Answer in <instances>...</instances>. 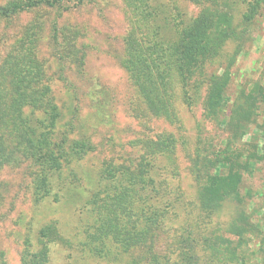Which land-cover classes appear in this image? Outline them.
Listing matches in <instances>:
<instances>
[{
  "label": "rangeland",
  "instance_id": "obj_1",
  "mask_svg": "<svg viewBox=\"0 0 264 264\" xmlns=\"http://www.w3.org/2000/svg\"><path fill=\"white\" fill-rule=\"evenodd\" d=\"M255 4L72 1L0 18V94L26 90L19 103L45 104V68L58 128L65 132L72 119L73 136L90 144L83 159L52 176L53 195L42 200L26 164L0 169V264H27L33 254L46 264H264V0ZM204 9L228 13L237 36L184 80L174 48ZM32 52L35 67L8 68L9 57L30 60ZM137 57L157 82L145 91L128 67ZM226 70L231 101L219 120L205 104L211 78ZM146 94L151 104L165 103L170 117L157 115ZM236 161L245 166L244 202L228 200L206 214L205 176L224 175ZM134 172L144 174L147 191L130 186ZM153 215L155 231L144 221ZM143 228V244L124 252L125 240L131 246Z\"/></svg>",
  "mask_w": 264,
  "mask_h": 264
},
{
  "label": "trees",
  "instance_id": "obj_2",
  "mask_svg": "<svg viewBox=\"0 0 264 264\" xmlns=\"http://www.w3.org/2000/svg\"><path fill=\"white\" fill-rule=\"evenodd\" d=\"M72 1L76 2L77 5H82L92 0H16L9 6L0 7V18H11L40 7L53 9L62 6L64 2ZM261 2L262 0H256V4L252 5V9L260 7ZM236 36V29L228 13L204 9L191 25L183 29L180 34V40L174 48V55H176L175 64H178V68L182 71H180V74L185 77L184 80L190 77L188 73L193 69L195 70L199 67L202 69L212 57L216 56L224 48L229 39ZM54 41L57 42L58 38H54ZM31 56H34V58L30 60L25 58L24 61L18 60L17 56L9 57L8 68L12 70L20 65L35 67L32 65L37 63V57L33 52L27 55V57ZM137 60H139V57L132 58L128 66L131 71V79H134L145 91L146 89L148 90L149 82L152 85L157 82L153 80L152 73L148 74V76L142 73L140 67H145L147 61L143 60V65H141L139 64L140 61ZM42 73L45 80H43L44 85L42 88H44V91L42 90L41 96L43 101L46 102L45 104L38 105L31 100L28 103H19L20 99L26 98L28 92L26 90L24 92L8 90L5 92L6 96L0 94V98L5 97L6 99L0 100V169L12 162L18 163V165L26 164L28 168L33 170L35 195L36 198L38 196L41 200L53 195L52 176L55 179L56 177H61L63 169L70 168L73 160L83 159L90 149L87 138L73 136L76 122L72 121V119L65 123V132L62 133L58 128L61 113L53 98L49 97V95L54 96V90L51 86L53 77L45 76V73L47 74L45 68L39 70V74ZM231 82L232 74L229 70H226L221 76L211 78L205 104V111L209 117L220 120V114L231 101L228 95ZM146 96L149 100V107L154 111L156 110L157 113H155L157 115L170 117L171 109H168L165 103L160 101L159 104H156V102L151 104L152 98L150 94H146ZM32 100H36V97L32 98ZM15 102L18 103L16 104ZM37 111L43 112L42 118L37 116ZM243 169H245V166L236 161L231 162L230 169L228 168L229 171L224 175L217 173L205 176L199 197L201 208L206 214L210 215L228 200L237 203L244 202L245 196L242 192L244 186ZM128 182L132 188H137L136 192L139 189L147 191L148 184H150L148 181L146 183L144 174L138 172L129 173ZM55 193V196L59 195V191ZM144 221L145 225L149 226L152 231H155L159 226L156 225L158 221L156 215L145 218ZM146 232L147 230L144 228L139 230V237L136 238L135 243L132 241L131 246L125 240L123 244L126 250L124 252H132L134 250H130L131 248L141 246L145 240L142 237ZM46 237L50 242L59 238L57 236L51 240L48 236ZM31 257L32 259L27 264H46L45 262H47V257L38 254H33ZM187 257L192 259L190 255ZM135 263L138 264V262Z\"/></svg>",
  "mask_w": 264,
  "mask_h": 264
}]
</instances>
